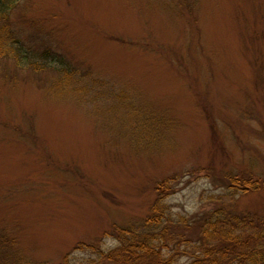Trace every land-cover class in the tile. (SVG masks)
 Masks as SVG:
<instances>
[{
    "label": "rangeland",
    "instance_id": "374dc122",
    "mask_svg": "<svg viewBox=\"0 0 264 264\" xmlns=\"http://www.w3.org/2000/svg\"><path fill=\"white\" fill-rule=\"evenodd\" d=\"M11 19L27 47L179 122L171 147L138 150L105 120V93L56 89L51 66L1 79L0 222L28 255L83 263L78 243L146 215L176 172L175 212L226 200L264 215V189L222 196L225 173L264 177V0H17Z\"/></svg>",
    "mask_w": 264,
    "mask_h": 264
},
{
    "label": "trees",
    "instance_id": "16d2710c",
    "mask_svg": "<svg viewBox=\"0 0 264 264\" xmlns=\"http://www.w3.org/2000/svg\"><path fill=\"white\" fill-rule=\"evenodd\" d=\"M16 4L17 0H0V80L17 83L20 69L51 66L61 73L54 83L56 89L81 94L89 88L113 98L117 103L103 111L104 118L134 148L150 151L173 145L169 137L178 126L177 118L155 119L157 112L138 106L127 90L103 87L101 81L88 77L49 48L39 52L27 47L13 27L11 13ZM180 176L176 172L155 181V198L143 217L126 224L115 222L102 238L78 243L74 250L93 254L80 264H179L184 257L190 259L188 264H264V215L237 209L226 200L201 212H175L167 199L174 193L173 181ZM222 176L226 190L222 196L227 199L264 189V177L254 173ZM107 238L115 239L117 245L105 247ZM0 264L51 263L28 255L10 227L0 222ZM58 264L79 263L68 252Z\"/></svg>",
    "mask_w": 264,
    "mask_h": 264
}]
</instances>
